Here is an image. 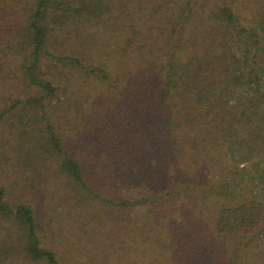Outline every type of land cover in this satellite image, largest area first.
<instances>
[{
	"label": "trees",
	"instance_id": "16d2710c",
	"mask_svg": "<svg viewBox=\"0 0 264 264\" xmlns=\"http://www.w3.org/2000/svg\"><path fill=\"white\" fill-rule=\"evenodd\" d=\"M15 20L0 123L59 202L0 184V264H264V198L222 177L264 161V0H0Z\"/></svg>",
	"mask_w": 264,
	"mask_h": 264
},
{
	"label": "rangeland",
	"instance_id": "374dc122",
	"mask_svg": "<svg viewBox=\"0 0 264 264\" xmlns=\"http://www.w3.org/2000/svg\"><path fill=\"white\" fill-rule=\"evenodd\" d=\"M17 23L18 20H15V22L11 24L0 25V49L7 48L8 45L12 42L9 39V37L13 33L17 32L16 31ZM261 34H262L261 54L264 55L263 30ZM44 69L47 71L48 66H45ZM12 92L13 89L10 86V82L7 84V86L1 85L0 83V100L2 102H4V99H6V97H9ZM28 92L29 89H27V94ZM14 93L17 94L16 91ZM8 122L10 124V120ZM8 134L9 131L7 130V125L0 123V184L7 185L9 189L12 190L13 196L16 200L21 198L22 196L21 194H24L25 196L22 198L31 202L35 206L37 205L41 213L39 215H41L44 218L45 215H43V211L48 213L50 209H52L56 198L59 202L58 194L56 196L54 195L47 197L44 195H39L38 190L33 189L31 185L27 182L26 176L22 175L20 171H18V173H15L13 171L14 168L12 167V162L14 161V158L17 156V152L16 150H13V140H11L8 137ZM225 163L222 164L224 168L226 167L224 170L226 175L225 174L222 175L224 181L228 183L230 182L229 178L231 177L230 176L231 169H233L231 171H236V172L238 171L240 174L238 178L239 181L241 182L240 187L241 188L254 187L255 190L257 191L258 197L261 199L264 198V161L260 160L259 158H256L254 155H248L246 153L241 152L239 158L232 157L226 160ZM46 203H49L51 206H45ZM45 221L46 219H43L42 223L44 224ZM149 262H151V260L147 259L145 264H148Z\"/></svg>",
	"mask_w": 264,
	"mask_h": 264
}]
</instances>
